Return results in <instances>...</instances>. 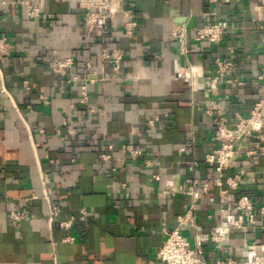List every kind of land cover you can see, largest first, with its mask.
<instances>
[{
	"label": "crops",
	"instance_id": "1",
	"mask_svg": "<svg viewBox=\"0 0 264 264\" xmlns=\"http://www.w3.org/2000/svg\"><path fill=\"white\" fill-rule=\"evenodd\" d=\"M16 1L0 2V37L9 46L8 54L0 52V264H163L156 253L191 204V188L204 182L209 190L197 200L196 223L203 235L216 231L215 213L227 206L228 193L205 162L217 146L207 108L215 100L232 117L262 97L257 0H125L136 32L128 35L119 15L105 40L124 52L117 76L100 40L85 30L81 0ZM214 12L229 20L224 40L182 52L173 24L192 30ZM66 58H73L67 72H54V60ZM217 58L232 60L234 69L209 91ZM190 64L204 74L195 86L178 75ZM243 145L256 148L253 140ZM125 146L142 154L132 158ZM156 157L159 165L146 163ZM233 165L246 170L243 190L264 204V144ZM43 175L61 208L52 223ZM14 211L30 217L15 220ZM69 219L70 228L60 226ZM183 232L195 242L192 226ZM228 244L240 261L250 248L264 255V224L232 231ZM205 245L209 262L229 256L226 247Z\"/></svg>",
	"mask_w": 264,
	"mask_h": 264
},
{
	"label": "built area",
	"instance_id": "2",
	"mask_svg": "<svg viewBox=\"0 0 264 264\" xmlns=\"http://www.w3.org/2000/svg\"><path fill=\"white\" fill-rule=\"evenodd\" d=\"M17 3L16 0H0L1 3ZM208 2L228 3L230 0H207ZM28 4L27 1H25ZM81 5L86 9L84 26L88 35H94L98 38L101 46V56L109 61L114 68V76H117L120 63L124 57V52L119 47L106 44L105 40L111 31L112 23L119 15L124 17L121 27L128 35H134L138 22L133 19L134 10L129 7L125 0H81ZM40 6L31 8L30 13L37 14L41 11ZM256 17L254 22L262 33L264 41V0H257L254 8ZM211 16H215L213 20ZM204 21L196 25L192 30L184 24L174 23L172 27V36L179 43L182 52L200 49L201 43L218 44L224 40L226 31L229 27V20L225 14L207 13L204 14ZM112 24V25H111ZM192 38V39H191ZM191 40L194 42L191 43ZM0 52L9 53L8 39L6 36L0 37ZM73 64V58L55 59L52 69L58 74H65ZM216 75L208 77L210 81L209 91H216L219 79L227 78L228 74L234 69V62L230 59L217 58ZM88 68L92 64L88 63ZM198 66L190 64L184 71L178 72V75L191 85L195 86L198 77L203 72ZM103 80L95 77L92 80ZM231 81V79H228ZM262 97L254 102L250 110L246 113L236 112L232 117L225 114L222 107L215 100L209 101L208 111L213 116L211 125L212 138L217 142V146L206 154V164L213 166L217 172L214 181L220 188H225L228 193L227 206H222L216 210L215 217L218 218L217 230L208 235H203L201 227L196 223V204L200 193H207L209 183L204 182L202 187L195 189L192 187L190 194L193 200L186 212L178 217L177 226L169 230L167 239L156 253L157 259L163 264H264V255H258L254 248H250L246 253V259L240 261L233 257V248L228 244L229 235L234 230L247 231L251 227L264 224V204L259 201V197L253 193L243 190L246 170L242 167L234 168L235 158L254 157L258 154L259 147L264 144V76ZM241 83V82H240ZM82 102H87V90H83ZM158 118L149 121L154 125ZM68 132L73 133V128L67 126ZM246 140H253L256 148L247 149L243 147ZM124 149L129 152L132 158L139 157L142 152L133 146H125ZM182 151H187L182 148ZM148 165H159L160 160L152 158L146 161ZM49 178L43 175L44 196L50 206V222L57 221L61 211L60 205L50 200V189L48 186ZM264 190V189H263ZM264 195V192H263ZM215 202V198H210ZM221 203V202H220ZM30 215L26 211L12 212V218L15 220L28 219ZM73 223L72 219L59 221L60 226L68 229ZM193 227L195 232V242L184 234L185 227ZM68 240L73 239L68 237ZM212 244L215 248L222 249L226 247L229 256L216 261H207L205 259L206 245ZM264 251V246H261ZM57 264V263H56Z\"/></svg>",
	"mask_w": 264,
	"mask_h": 264
},
{
	"label": "water",
	"instance_id": "3",
	"mask_svg": "<svg viewBox=\"0 0 264 264\" xmlns=\"http://www.w3.org/2000/svg\"><path fill=\"white\" fill-rule=\"evenodd\" d=\"M194 20H195L194 18L191 19V21H190V23H189V26H190V27L194 25Z\"/></svg>",
	"mask_w": 264,
	"mask_h": 264
}]
</instances>
